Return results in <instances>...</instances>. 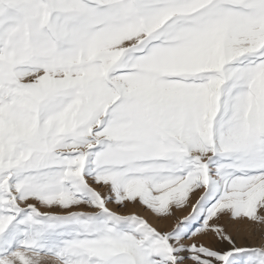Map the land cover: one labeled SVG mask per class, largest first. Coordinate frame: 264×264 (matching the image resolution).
<instances>
[{"label":"snow or ice","instance_id":"1","mask_svg":"<svg viewBox=\"0 0 264 264\" xmlns=\"http://www.w3.org/2000/svg\"><path fill=\"white\" fill-rule=\"evenodd\" d=\"M225 220L264 241V0H0V264H264Z\"/></svg>","mask_w":264,"mask_h":264},{"label":"rangeland","instance_id":"2","mask_svg":"<svg viewBox=\"0 0 264 264\" xmlns=\"http://www.w3.org/2000/svg\"><path fill=\"white\" fill-rule=\"evenodd\" d=\"M198 195L199 194H197V196L193 197V202H195V199L198 198ZM137 211L142 215H146V213H144L140 209H138ZM189 211H190V207L187 209H184L183 211H178L176 213V215H177V217L182 218L183 216L187 215ZM168 223H169V225L171 224V222H168ZM224 223L228 227V230L230 232H232L234 236H236L237 246L254 247V246H259L261 243L264 242V241L263 242L261 241L259 233H257L255 236H248V237L242 238L241 236L237 235V233H236V232L242 231L240 227L228 224L227 220H225ZM204 242H205V244H208L209 242H211L213 244V246L219 247V248L227 249L229 247L226 242L219 243L218 241H216L214 238H211V237L204 238Z\"/></svg>","mask_w":264,"mask_h":264},{"label":"bare ground","instance_id":"3","mask_svg":"<svg viewBox=\"0 0 264 264\" xmlns=\"http://www.w3.org/2000/svg\"><path fill=\"white\" fill-rule=\"evenodd\" d=\"M241 228V227H240ZM232 229V228H231ZM241 230L243 231L244 229L243 228H241ZM237 233V232H236ZM208 241V240H207ZM262 241V240H261ZM263 242V241H262ZM264 243V242H263Z\"/></svg>","mask_w":264,"mask_h":264}]
</instances>
